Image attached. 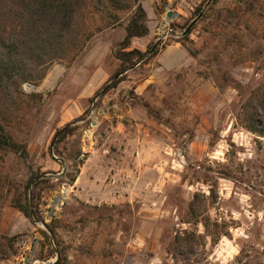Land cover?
I'll use <instances>...</instances> for the list:
<instances>
[{
  "label": "rangeland",
  "instance_id": "1",
  "mask_svg": "<svg viewBox=\"0 0 264 264\" xmlns=\"http://www.w3.org/2000/svg\"><path fill=\"white\" fill-rule=\"evenodd\" d=\"M139 1L148 33L133 38L130 47L147 53L155 45V55L111 79L130 11H116L115 20L109 9L85 0L77 23L90 38L73 60L50 65L43 78L56 65L64 69L55 84L38 90L43 78L23 83L27 96L0 100V120L27 144L28 162L49 179L39 209L44 222L53 219L56 226L60 264H173L165 248L175 230L190 227L180 221L191 193H208L193 178L196 163L207 175L221 176L210 216L232 222L229 237L216 244L207 239L202 262L255 258L264 264V138L256 139L236 118L240 99L264 81V0ZM199 6L201 16L185 42H178ZM168 9L175 15L165 23ZM32 93L40 97H28ZM67 123L76 130L60 149L72 158L65 161L66 172L74 164L78 170L64 189L66 177L54 176L62 165L49 145ZM0 169L6 183L0 264H24L28 256V264L51 263L55 242H44L42 225L10 204L14 186L28 177L26 164L0 151ZM59 193L63 197L48 213Z\"/></svg>",
  "mask_w": 264,
  "mask_h": 264
},
{
  "label": "trees",
  "instance_id": "2",
  "mask_svg": "<svg viewBox=\"0 0 264 264\" xmlns=\"http://www.w3.org/2000/svg\"><path fill=\"white\" fill-rule=\"evenodd\" d=\"M110 10L113 19H118L116 11H130L125 23V35L118 43L114 51V57L119 61V68L111 79L134 65L141 59L155 55L157 49L143 59L146 52L138 48H131L133 38L143 37L148 33L146 24L147 15L139 0H95ZM85 0H0V100L12 99L16 96H27L22 89L23 83L37 84L44 77L47 69L55 61L64 58L73 60L90 38L83 27L77 23L78 18L85 6ZM201 11V6L195 10V15ZM183 29L185 26L182 27ZM189 33V32H188ZM188 35L180 36L177 41L182 44ZM264 55V54H263ZM123 75L109 86L115 87L121 81ZM97 91L96 93H98ZM40 97L30 94L28 97ZM147 106V105H146ZM236 118L240 125L258 138H264V81L252 86L247 95L239 102V113ZM53 153L64 161L72 160L60 149V144L68 136H72L76 125L67 123L59 128ZM59 129L55 131L58 132ZM0 151L15 153L27 166L28 177L22 183L16 184L12 191L10 204L17 209L32 223L40 221L51 234L55 242L59 257L55 264H60L63 259V251L58 247L56 239V226L53 219L44 222L39 209L41 197L40 190L47 189L51 185L46 178L45 172L28 162L27 144L17 140L0 120ZM85 155V154H84ZM191 166V165H190ZM65 173L64 189L73 183L76 178L77 168ZM193 178L208 186V193L194 191L188 202L185 216L181 223L189 224L190 227L174 231L166 252L173 264H204L199 257L207 239L216 244L221 237L230 236L231 221L224 218H212L208 212L209 206L218 200V181L221 177H212L202 171V166L196 163L191 166ZM223 178L231 177L222 175ZM187 175L182 176V181ZM5 178L0 169V206L5 192ZM30 193V194H29ZM202 226L200 231L197 226ZM38 231L42 240L50 244V234L44 229ZM6 238V237H4ZM241 248L240 254H243ZM255 258L241 261V264H255Z\"/></svg>",
  "mask_w": 264,
  "mask_h": 264
},
{
  "label": "water",
  "instance_id": "3",
  "mask_svg": "<svg viewBox=\"0 0 264 264\" xmlns=\"http://www.w3.org/2000/svg\"><path fill=\"white\" fill-rule=\"evenodd\" d=\"M208 2H210V0H209ZM201 14H202V12H200V13L198 14V16H196V17H195V18H194V19L188 24V26H187L183 31H181L180 35H185V34H187V33L190 31L191 27L193 26L192 24H194V23L199 19V17L201 16ZM173 15H175V13H174L172 10L168 9V10L166 11V13H165V23H166L167 21H169V20L172 18ZM163 24H164V23H162V25H163ZM154 48H155V45H153V46L150 48V50L146 53L145 56H147L148 54H150V52H152V50H153ZM145 56H144V57H145ZM144 57H143V58H144ZM139 61H141V59H140ZM139 61H137V62H139ZM137 62H136V63H137ZM136 63H135V64H136ZM135 64H134V65H135ZM134 65H132V66L126 68V69H125L124 71H122L121 73H123V72H125V71L131 69ZM121 73H119V74H121ZM38 90H39V88H38ZM92 110H93V108H92ZM60 130H61V129H59L58 132H56L55 134H53L54 136H53V138H52V140H51V142H50V145H49V152H50V154H51V155H52L57 161H59V163H61V165H62V170L60 171V173H57V174H55L54 176H56V175H60V176H61V175H62V176L64 175V176H65V172H66V169H67V165H66V162L64 161V159L61 158V157H57V156H55L54 153H53V145H54V142H55L57 136H58L59 133H60ZM44 176H46V175H44ZM29 194H30V193H29ZM62 197H63V195L59 193V194H57L54 198H52L51 203H50V206H49L48 209H47V212H48V213L52 210V206H53L54 204L58 203L59 200H60ZM47 217H48V214H47ZM35 223L41 224L42 227H43V228L49 233L48 229L46 228V226H45L43 223H41L40 221H35ZM49 234H50V233H49ZM50 240L52 241L51 234H50ZM36 243H37V237H34V238L32 239V241H31V245H30V251H31V253H32L33 250H34V246H35ZM54 248H55V247H54ZM58 257H59V254H58V251H57L56 248H55V258H54L53 261H52L51 263H49V264H55V262L57 261ZM29 258H30V256H28V257H26V258L24 259V264H28V263H29V262H28Z\"/></svg>",
  "mask_w": 264,
  "mask_h": 264
},
{
  "label": "bare ground",
  "instance_id": "4",
  "mask_svg": "<svg viewBox=\"0 0 264 264\" xmlns=\"http://www.w3.org/2000/svg\"><path fill=\"white\" fill-rule=\"evenodd\" d=\"M64 69L58 65L54 66L49 73L46 75L45 78H43L42 84L38 87L39 89H45V88H51L59 76L62 74Z\"/></svg>",
  "mask_w": 264,
  "mask_h": 264
}]
</instances>
